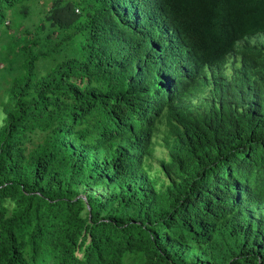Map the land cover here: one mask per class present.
<instances>
[{
  "label": "trees",
  "instance_id": "obj_1",
  "mask_svg": "<svg viewBox=\"0 0 264 264\" xmlns=\"http://www.w3.org/2000/svg\"><path fill=\"white\" fill-rule=\"evenodd\" d=\"M39 1L0 0V264H264V0Z\"/></svg>",
  "mask_w": 264,
  "mask_h": 264
},
{
  "label": "rangeland",
  "instance_id": "obj_2",
  "mask_svg": "<svg viewBox=\"0 0 264 264\" xmlns=\"http://www.w3.org/2000/svg\"><path fill=\"white\" fill-rule=\"evenodd\" d=\"M43 3L44 2L42 0H40L39 3L36 4L37 9H40L42 7ZM39 17H42V15L38 16L35 11L30 12L29 16L27 18V19H29V22H26L25 24H32L33 22H36L37 18H39ZM50 63H51V60H40L38 62L40 72L43 73L44 69H46L47 67H49L51 65ZM8 65H9L8 61L1 60L0 61V68H1L0 71L3 70L4 72H6L7 68H8ZM1 116H2V113L0 112V122H1ZM155 142H156V147H155L153 158H152L151 162L153 164L154 169L156 171H158L159 168H160L161 160L166 158V151L161 146V141L159 139L158 140L156 139ZM100 192H101V190L99 191V193Z\"/></svg>",
  "mask_w": 264,
  "mask_h": 264
},
{
  "label": "clouds",
  "instance_id": "obj_3",
  "mask_svg": "<svg viewBox=\"0 0 264 264\" xmlns=\"http://www.w3.org/2000/svg\"><path fill=\"white\" fill-rule=\"evenodd\" d=\"M154 17H151L149 20H152ZM148 25V24H147ZM240 40H242V39H240ZM263 41H264V38H263Z\"/></svg>",
  "mask_w": 264,
  "mask_h": 264
}]
</instances>
